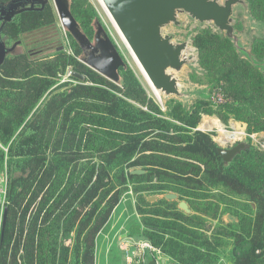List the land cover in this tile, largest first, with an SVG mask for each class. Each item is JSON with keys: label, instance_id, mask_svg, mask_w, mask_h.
Listing matches in <instances>:
<instances>
[{"label": "trees", "instance_id": "trees-1", "mask_svg": "<svg viewBox=\"0 0 264 264\" xmlns=\"http://www.w3.org/2000/svg\"><path fill=\"white\" fill-rule=\"evenodd\" d=\"M70 11L91 39L95 22L100 23L94 9L85 8L83 0H71ZM53 24L48 4L18 15L6 24L3 35L16 41ZM194 44L207 83L219 89L224 100L219 106L199 100L191 111L174 101L169 115L180 125L162 119L126 65L118 70L119 88L65 53L45 62L27 54L5 59L0 67V145L7 151L0 147V171L6 173V220L0 227V264H57L60 258L65 264L69 256L72 264H93L94 240L113 207L97 213L99 194L113 187L110 173L124 181L126 170L138 168L145 174L128 172L131 180L167 178L187 187L202 180L211 185L224 180L249 192L264 186V152L247 147L224 164L208 135L190 132L202 115H216L224 123L234 116L249 132L264 131V123L257 124L241 110L247 82L257 77L254 89L262 91L264 75L249 57L237 53L225 33L203 31ZM262 49L264 40L252 49L257 61ZM67 67L84 80L52 89ZM126 98L147 105L149 113ZM83 103L87 108L81 111ZM199 140L204 144L197 145ZM72 231L70 253L63 241Z\"/></svg>", "mask_w": 264, "mask_h": 264}, {"label": "rangeland", "instance_id": "rangeland-1", "mask_svg": "<svg viewBox=\"0 0 264 264\" xmlns=\"http://www.w3.org/2000/svg\"><path fill=\"white\" fill-rule=\"evenodd\" d=\"M243 1L245 5L235 6L232 15L235 35L243 48L242 52L237 53L246 59L249 57L264 75V49L261 50L259 61L251 55L252 49H257L264 40V0ZM220 2L223 3L224 0ZM100 3L99 0H83L85 8L91 7L96 12L100 24L118 49L125 65L129 67L147 97L159 107L162 119L180 125V122L169 115L174 101L188 111H191L199 100H207L216 106L221 105L224 95L213 84L207 83L206 71L200 66L199 53L194 44V39L203 31L221 35L213 24H200L186 14H180L178 27L170 25L163 30V34L171 36L173 42L187 43V62L177 74L179 91L185 97L158 96L151 89V85L149 86V82L147 83L148 80L146 81L140 66L131 56L130 49L121 39ZM56 20L54 26L24 34L20 38L21 47L18 52L28 56L31 54V58L41 62L49 61L60 52L79 61L81 56L74 54L71 40L61 28L58 19ZM70 74L71 67H67L65 72L57 77L58 82L52 89L59 85L78 84ZM256 80L257 77L254 76L247 82V94L243 98L245 102H241V110L247 116H254L253 121L258 122L257 124H263L264 90L254 89ZM115 85L121 88L120 83ZM126 101L149 113L147 105L127 98ZM86 108L84 103L78 106L81 111ZM228 119L224 123L216 115H202L197 127L190 132L208 135L217 148H232L244 143L264 152V131L249 132L246 123L234 116ZM205 122L211 125L219 123L225 134L237 135L236 140L221 144L218 129L203 128L202 124ZM196 144L204 143L199 140ZM0 147L7 151L5 147ZM128 172L129 170H126L124 173V181H119L110 173L113 187L107 192L103 189L97 198V213H102L108 205L113 207L94 240L93 264H148L150 261L160 264L161 260H165V264H248L249 261L264 264V186L258 188V191L249 192L224 180L213 185L202 180L200 184H189L187 187L179 180L167 178L131 180ZM97 182L103 183L101 180ZM5 188L6 173L2 170L0 227L4 213ZM171 190L174 192H170ZM168 194L177 195V199L166 200L165 195ZM180 202L187 204L190 214L178 208ZM87 210L88 207H85L84 212ZM74 234L72 231L63 241L70 253ZM70 259L69 256L65 264H72ZM62 261L60 258L57 264H63Z\"/></svg>", "mask_w": 264, "mask_h": 264}, {"label": "water", "instance_id": "water-1", "mask_svg": "<svg viewBox=\"0 0 264 264\" xmlns=\"http://www.w3.org/2000/svg\"><path fill=\"white\" fill-rule=\"evenodd\" d=\"M69 1L52 0L63 28L68 31L84 56L82 63L108 81L118 83V70L125 67L123 58L99 23L94 43H91L72 16ZM100 1L158 96L185 97L179 91L177 74L187 62L185 57L187 43H175L171 36L163 34L166 27L179 26L178 15L186 14L200 24H213L221 33H225L238 51H243L232 25L233 9L237 5L244 6L243 0H224L223 3L220 0ZM48 3L49 0H11L7 4L0 3V34L5 24L11 22L16 14L37 10L34 6H40L41 10ZM12 50L13 47L11 49L5 47L0 37V66ZM72 77L79 81L84 80V76L77 73H73ZM247 147L246 144L239 143L232 148H217L216 153L224 164H229ZM129 174L140 176L144 175L145 171L131 169ZM165 199L174 201L177 195L168 194L165 195ZM178 208L190 214L186 203L180 202ZM5 220L4 210L2 226L5 225ZM148 264L157 262L150 261ZM160 264H165V260H161Z\"/></svg>", "mask_w": 264, "mask_h": 264}, {"label": "flooded vegetation", "instance_id": "flooded-vegetation-1", "mask_svg": "<svg viewBox=\"0 0 264 264\" xmlns=\"http://www.w3.org/2000/svg\"><path fill=\"white\" fill-rule=\"evenodd\" d=\"M9 1H11V0H9ZM9 1H7V2H2V1H0V3H3V4H7ZM70 2H71V0L69 1V6H70ZM48 4H50L51 6H52V9H53V15H54V24L52 25V26H54L57 22V20L56 19H58V21H59V23H60V25H61V28L67 33V36L68 37H70L71 39H72V37H71V35L68 33V31L66 30V29H64L63 28V26H62V24H61V21H60V18H59V15H58V13H57V10H56V8H55V5H54V3L52 2V0H49V3ZM48 4H46V5H48ZM26 7H29V5H26ZM34 8H36L37 10L36 11H41V10H39V8H40V6H34ZM20 10H21V8H20ZM31 11H35V9L34 10H31ZM25 12H29V11H24V12H21V13H18V14H16L15 16H14V18H13V20L18 16V15H20V14H22V13H25ZM71 12V11H70ZM72 14V13H71ZM73 16V15H72ZM75 19V18H74ZM12 20V21H13ZM11 21V22H12ZM11 22H9V23H11ZM9 23H6V24H9ZM78 23V22H77ZM97 23H99L98 21H96L95 22V28H94V34H93V37L91 38V39H89L83 32V34L91 41V43H94V37H95V31H96V29H97ZM6 24H5V26H6ZM100 24V23H99ZM79 25V24H78ZM101 25V24H100ZM0 26H1V23H0ZM4 26V27H5ZM4 27H3V29H4ZM48 27H50V26H48ZM80 27V26H79ZM42 28H46V27H42ZM3 29H2V31H1V34H0V37H1V40H2V42L4 43V45H5V47L7 48V49H11L12 47H13V50H12V53H9V54H7L6 55V58L7 57H9V56H18V55H20V54H25V53H23V52H18V48H20L21 47V42H20V38L24 35V34H27V33H24V34H22L21 36H20V38H19V40H16V41H9L4 35H3ZM41 29V28H40ZM38 30V29H37ZM81 30V29H80ZM82 31V30H81ZM32 32V31H31ZM109 36V35H108ZM111 39V38H110ZM73 40V39H72ZM74 41V40H73ZM112 41V40H111ZM75 42V41H74ZM112 43H113V41H112ZM114 44V43H113ZM78 46V45H77ZM115 46V45H114ZM116 47V46H115ZM116 50L118 51V49L116 48ZM81 51V50H80ZM118 53H119V51H118ZM120 54V53H119ZM29 56H33V55H31V54H29ZM81 58H80V60H79V62L80 63H82V59H83V54H82V52H81ZM121 56V55H120ZM122 57V56H121ZM5 58V59H6ZM5 61V60H4ZM83 64V63H82ZM84 65V64H83ZM2 66V65H1ZM0 66V67H1ZM86 66V65H85ZM87 67V66H86ZM89 68V67H88ZM90 69V68H89ZM92 70V69H91ZM70 77L72 78V72H71V74H70Z\"/></svg>", "mask_w": 264, "mask_h": 264}, {"label": "bare ground", "instance_id": "bare-ground-1", "mask_svg": "<svg viewBox=\"0 0 264 264\" xmlns=\"http://www.w3.org/2000/svg\"><path fill=\"white\" fill-rule=\"evenodd\" d=\"M100 1V0H99ZM101 2V1H100ZM101 4V6H102V3H100ZM103 7V6H102ZM106 14H107V12H106ZM112 23V22H111ZM115 27V26H114ZM117 32H118V30H117ZM119 33V32H118ZM119 35H120V33H119ZM120 37H121V39L123 40V38H122V36L120 35ZM124 41V40H123ZM125 42V41H124ZM126 44V43H125ZM127 47V46H126ZM130 53H131V51H130ZM131 56L133 57V59L135 60V62H136V59L134 58V56L132 55V53H131ZM137 63V62H136ZM138 64V63H137ZM138 66H139V64H138ZM140 68V67H139ZM141 70V69H140ZM141 72H143V71H141ZM144 75V74H143ZM145 76V75H144ZM145 79H146V81H147V78H146V76H145ZM149 81H147V83H148ZM149 84V86L151 85L150 83H148ZM150 87H152V86H150ZM152 90H154L153 88H151ZM155 92V91H154ZM156 93V92H155ZM157 94V93H156ZM158 95V94H157ZM156 96V95H155ZM160 100V99H159ZM202 127L203 128H206V129H211V128H217L218 129V131L220 132V135H221V138H220V143L221 144H224V143H232L233 141H235L236 140V138H237V135H235V134H232V135H228V134H225L223 131H222V127L220 126V124L219 123H214V125H211V124H208L207 122H205V123H203L202 124Z\"/></svg>", "mask_w": 264, "mask_h": 264}]
</instances>
